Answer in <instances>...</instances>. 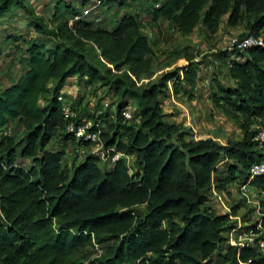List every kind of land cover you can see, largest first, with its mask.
<instances>
[{"label":"trees","instance_id":"1","mask_svg":"<svg viewBox=\"0 0 264 264\" xmlns=\"http://www.w3.org/2000/svg\"><path fill=\"white\" fill-rule=\"evenodd\" d=\"M18 5L20 0H0V17ZM28 14L39 39L27 40L25 70L0 90V128L17 121L24 129L17 141L0 138V264H84L73 255L92 243L103 254L90 264H264L255 249L224 244L233 226L229 216L239 205L219 213L210 199L212 188L223 193L247 181L248 167L261 158L250 127L264 116V44L226 50L234 53L227 65L230 84L214 79L211 86L213 106L239 123L241 137L193 140L184 120L182 126L164 119L161 103L169 98L168 83L172 97L193 94L204 80L200 64L190 59L149 82L152 50L134 15L122 14L106 29L94 25L96 13L73 20L71 10L48 29ZM159 18L181 35L197 24L214 32L221 18L230 27L246 19L245 34H256L264 25V0H162L151 14L152 21ZM72 78L106 86L114 109L75 113L69 101L71 121L97 123L102 150L132 157L131 165L119 158L100 167L93 153L66 165L64 146L48 147L52 139L88 147L65 131L56 99ZM25 159L27 167L19 164ZM249 184L264 192V174ZM261 226L264 235V217Z\"/></svg>","mask_w":264,"mask_h":264},{"label":"rangeland","instance_id":"2","mask_svg":"<svg viewBox=\"0 0 264 264\" xmlns=\"http://www.w3.org/2000/svg\"><path fill=\"white\" fill-rule=\"evenodd\" d=\"M162 0H109L103 4L101 9L96 13L94 25L109 29L118 20L122 14L134 15L140 23L143 31L147 35L153 56V73L148 79L152 82L158 77L175 67L185 65L190 59L201 65L203 81L200 82L196 92L187 97H163L161 103V112L169 122L176 121L182 123L183 112L190 116L192 120V130L197 134L211 135L217 137L220 141L225 139H239L242 131L239 123L230 119L213 106L211 101V86L214 79L225 85L230 84L227 77V65L229 59L234 58V53L226 51V41L228 37L243 35L247 33L246 22L243 20L237 25L230 27L221 18L218 28L214 32H209L201 24H197L191 33L187 35L179 34L173 25L164 20L157 19L152 21V9L156 3ZM57 4L56 11H53L54 5ZM21 6V7H19ZM76 12L78 6L72 3L69 7H64L61 0H20V5L12 7L7 15L0 17V90L9 86L19 77L26 68V56L23 50L26 47L28 39L38 40V36L28 27L29 14L33 17L43 19L44 25L49 29L54 27L56 22L69 18L70 11ZM96 19V20H95ZM46 28V29H47ZM264 37V31L258 32ZM11 38L6 41L5 39ZM204 67L207 69L205 70ZM55 81L51 80L49 86L54 85ZM98 82L83 83V81H74L66 79L61 92L65 93V98L73 102L76 107L75 113L79 110L83 114L94 111L93 113L107 112L113 114L114 99L105 94L106 86L100 89ZM49 93L41 96L39 105H42ZM105 104V105H104ZM133 108L132 106L130 107ZM94 114V115H95ZM182 114V115H181ZM104 116V115H103ZM174 118H173V117ZM99 119V118H98ZM106 125L109 123L105 119ZM9 126L11 132L9 136L14 141L19 140L23 135L24 129L17 121H11ZM259 126L258 121H254L250 127L253 130ZM183 129H185L183 127ZM196 131V133H195ZM200 137V136H199ZM64 146L65 154L62 158V164L70 165L78 163L86 154L95 151V147H82L73 144H62L58 139H52L48 144L50 148H59ZM101 150V148H99ZM132 157L126 161L132 164ZM102 162L98 165L102 167ZM22 166L27 167L29 160H22ZM253 200L259 204V209L264 212V192L256 190ZM224 202L230 207L239 205L237 212L234 214L243 221H253L256 218L250 207L251 204L243 202L238 194L236 185L228 186V190L223 193ZM139 213H143L144 206L137 208ZM247 219V220H246ZM73 257H83L84 264H90L94 259L93 249L88 246ZM82 258V259H83Z\"/></svg>","mask_w":264,"mask_h":264},{"label":"built area","instance_id":"3","mask_svg":"<svg viewBox=\"0 0 264 264\" xmlns=\"http://www.w3.org/2000/svg\"><path fill=\"white\" fill-rule=\"evenodd\" d=\"M109 0H62V3L71 5L75 3L78 6V10L75 12L73 20L84 18L90 14L97 13L103 4L107 3ZM264 31V25L258 31ZM264 44L263 37L258 33L256 34H245V35H236L228 37L226 41V50L227 51H243L251 46H262ZM199 84L196 83L193 86V91L196 92ZM169 97L173 98L170 88V83H168ZM63 92H60L56 99L60 104V112L62 118L65 121V131L71 133L73 138L76 141L85 142L88 144V147H95L93 154H96L99 157V160L104 163L106 161L113 162L119 158H125L129 160L128 156H125L121 153L113 151L112 148L102 150V145L99 137V125L97 123L93 124L91 121H82L77 124L71 121L74 118L75 113L70 108V102L64 98ZM183 114L184 126L189 128L193 140L200 138L196 136L192 130V123L190 116L185 112ZM181 114V115H182ZM122 116L124 119L130 118V111L128 109L122 111ZM94 127V128H92ZM11 132V127L5 125L0 128V138L8 136ZM252 140L257 144L261 158L253 163L247 169V181L240 182L236 186L238 194L243 202L246 204H251L250 207L254 213H256V218L253 221H243L238 218L236 215L229 216V220L233 223V226L226 232L224 235V244L231 247L242 248L248 247L253 248L257 251L260 256H264V235L261 226V218L264 217V212L259 209V204L253 200L255 196V190L250 184L254 177H258L264 174V116L261 118L259 126L256 128L255 133L252 136ZM101 148V150H99ZM112 153V154H110ZM257 191V190H256ZM211 192V202L212 206L219 213H229L230 207L224 202L223 194L215 191L213 188ZM258 192V191H257ZM259 193V192H258ZM0 219H3L2 213L0 212ZM93 249V258L99 257L103 254V249L100 245L92 243ZM237 264H249L247 261H238Z\"/></svg>","mask_w":264,"mask_h":264},{"label":"crops","instance_id":"4","mask_svg":"<svg viewBox=\"0 0 264 264\" xmlns=\"http://www.w3.org/2000/svg\"><path fill=\"white\" fill-rule=\"evenodd\" d=\"M172 117H173V116H172ZM173 118H174V117H173ZM195 133H196V131H195ZM196 134H197V133H196ZM197 135L200 136V137H212L211 135H209V136H208V135H203V136H202V134H201V135H200V134H197Z\"/></svg>","mask_w":264,"mask_h":264}]
</instances>
